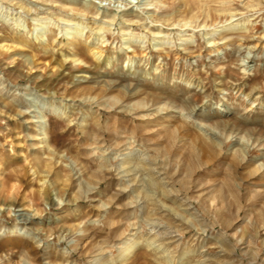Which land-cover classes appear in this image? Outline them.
Here are the masks:
<instances>
[{"label": "rangeland", "instance_id": "obj_1", "mask_svg": "<svg viewBox=\"0 0 264 264\" xmlns=\"http://www.w3.org/2000/svg\"><path fill=\"white\" fill-rule=\"evenodd\" d=\"M2 1L0 264H264V0ZM37 15L55 41L36 40ZM77 21L83 46L105 27L99 65L75 60ZM176 246L193 251L165 262Z\"/></svg>", "mask_w": 264, "mask_h": 264}, {"label": "bare ground", "instance_id": "obj_2", "mask_svg": "<svg viewBox=\"0 0 264 264\" xmlns=\"http://www.w3.org/2000/svg\"><path fill=\"white\" fill-rule=\"evenodd\" d=\"M8 1H10V0H8ZM50 1H52V2H57V0H50ZM195 2V1H194ZM62 4V3H61ZM64 4V3H63ZM63 4H62V6H63ZM71 4V3H70ZM4 5V2L2 1V0H0V8L2 7ZM59 5H60V3H59ZM58 5V6H59ZM72 6L71 7H67V8H70V10L71 11H75L76 13H78V14H82V15H88L89 14V12H91L88 8H82V7H78V6H75V4H74V6H73V4H71ZM84 7V6H83ZM66 8V9H67ZM192 8V7H191ZM91 9V8H90ZM96 10V9H95ZM223 10L225 11V9L223 8ZM228 10V9H227ZM209 12L210 11H208V14H209ZM228 12H230V11H228ZM204 14V13H203ZM63 15V14H62ZM211 15V14H210ZM2 16V15H1ZM111 17V16H110ZM114 17H116V16H114ZM188 17V16H187ZM187 17H184L183 16V18H181L180 20H176V21H173L172 22V24L173 25H179V26H181V27H185V26H187V25H189V26H192V23L193 22H195L196 20L195 19H197L198 17L196 16V14H194V15H192L191 17L189 16V18H187ZM72 18V17H71ZM73 19H75L74 17L72 18V19H68V21H73ZM82 19V18H81ZM34 20H37L38 21V23H37V27L35 28L36 29V40L37 41H39V42H44V40H47L46 38H45V33H46V31H47V29H52V34H51V38H52V40L53 41H55L56 39H57V35H56V28H57V26H58V21H56L54 18H52V17H50V18H48L47 20H43V18L41 17V16H36L35 18H34ZM111 20L113 21V20H115V18H111ZM129 20H131V19H129ZM165 20V19H164ZM154 21V20H153ZM156 21H158V20H156ZM166 21H169V19H166ZM165 22V21H164ZM206 22V21H205ZM203 23V22H202ZM205 24V23H204ZM88 25V24H87ZM239 26V25H238ZM91 27V26H90ZM85 28L86 27H84L81 23H80V21H77V22H74V23H71V24H69V28H68V30H67V34H68V36H69V38H75V40L73 39V40H71V41H69V43H68V46L71 48V49H74L75 48V46H78L79 48H78V50L76 49V55H79V57L77 58V59H75V60H81V61H84V59H88L89 58V55H91L92 56V58H93V61H95L96 63H97V65H99L100 64V61L102 60V59H104V56L106 55L105 54V50L102 48V47H104V46H106L104 43L105 42H107V39H105V35H103V33H101V30H103L104 28H102V27H100L99 28V32H96L95 33V35H97V37H99V38H101V39H99V40H101V44H103L102 46H94V45H92V44H87V41H86V46H83L82 45V41L81 40H79V39H77V35L78 34H81V33H84V30H85ZM240 28V27H239ZM241 29V28H240ZM248 29V28H247ZM231 30V29H230ZM91 31V30H90ZM94 32V31H93ZM130 32V31H129ZM155 33V32H154ZM156 33H158V35L157 36H155L154 37V40L156 41V43H155V45H161V44H163L164 43V41L166 40V38H164V34L163 35H159L160 33H161V30L160 31H158V32H156ZM126 34V33H125ZM209 34V33H208ZM93 35V33L91 32L90 34H88V32H87V35H86V38H87V40H88V38L89 37H91ZM130 36L128 37V38H126V43H133V41L138 37L137 35H135V34H129ZM21 36V35H20ZM83 36V35H82ZM125 36V35H124ZM143 36V35H142ZM142 36H140V37H142ZM168 36V35H167ZM13 37V36H12ZM139 37V38H140ZM171 37V36H170ZM10 38H11V36H10ZM11 39H13V38H11ZM172 39V38H171ZM31 39H29V37L28 36H26V38H24V37H19V38H17L16 39V41L15 42H17L16 44L15 43H13V44H15V46L16 47H19L20 49H26L27 47H29L30 46V44H31V41H30ZM181 40V39H180ZM208 42H211L210 40L208 41ZM84 44V43H83ZM50 46V45H49ZM0 47H2V48H4V49H7V50H9L11 47H12V45H10V43L9 42H1L0 43ZM159 47V46H158ZM31 49V48H30ZM138 50H133L132 52H133V54H135V55H138V52H137ZM143 52V51H142ZM141 52V53H142ZM49 53V52H48ZM145 53V52H144ZM176 54V53H175ZM55 55V54H54ZM130 58H132V57H130ZM49 86V85H48ZM107 91V90H106ZM139 93V92H138ZM138 93L136 92V93H134L133 95H138ZM152 95V97H154L153 98V100L154 101H159V99L161 98V96H159L158 94H156V93H152L151 94ZM94 97H97V95L96 96H94ZM99 97V96H98ZM113 104L112 105H116V104H118L120 101H122L121 100V98L119 97V96H114L113 97ZM148 105V102H146L145 100H139V101H137V102H135L134 104H133V106H129V107H127V109L129 110V111H132V110H136V109H143V108H146V106ZM169 108V106H160L159 108H158V110L159 111H163V110H167ZM126 109V110H127ZM34 122H40V125H39V127H40V130L42 131V133H44V134H47L48 135V127H47V124H44V123H41L42 121L41 120H33ZM51 129V134L53 133V128H50ZM49 129V130H50ZM47 138H48V136H47ZM46 141V140H45ZM48 143H49V141H48ZM130 156H128V157H126L122 162H121V166H125L126 164H130ZM143 164H144V162H143ZM50 165V163H48L47 164V166H49ZM132 169L133 168H131V166L130 167H128V168H126L124 171L125 172H127V173H129V172H131L132 171ZM164 184V183H163ZM165 187V186H164ZM137 190V189H136ZM159 191H161V190H159ZM159 191H158V193H159ZM168 190H166V189H162V192H160L161 193V196L163 197V198H165L166 196H168ZM155 193V192H154ZM158 195V194H157ZM143 196H145V195H143ZM152 196V195H151ZM159 196V195H158ZM146 198H147V196H146ZM149 198V197H148ZM162 198V199H163ZM168 198V197H167ZM156 199V198H155ZM158 200H160V199H158ZM152 201H153V199H152ZM157 199L155 200V202H153L152 204L153 205H157ZM149 207V206H148ZM162 207L164 208V207H166L165 208V210L164 211H168V213L170 212V211H175L174 209H172V207H170V206H166V205H163V206H159V209H162ZM158 209V210H159ZM156 213V212H155ZM157 214V213H156ZM177 216V215H176ZM172 217V216H171ZM181 217V216H180ZM153 219V218H152ZM182 220V219H181ZM184 220V219H183ZM182 220V221H183ZM17 231V228H12L11 229V232L13 233V232H16ZM146 239H149V237H146ZM140 240L141 239H139L137 236H134V237H132V238H130V239H127V240H125L124 242H123V246L121 247V248H119V252L116 254L117 256H115L116 257V259H118V260H120V261H125V260H127V259H129L130 258V256L132 257V255L134 254V252H135V250H136V248L138 247V245L140 244ZM150 240V239H149ZM151 243H149L148 244V246H151V245H153V244H155L154 242H156L154 239H151ZM160 244H163V242H161ZM160 244H159V246H160ZM222 245H224V244H222ZM225 247H226V245H224ZM156 247V246H155ZM157 248H159L158 246H157ZM169 249V247H167L166 249H165V251H167ZM193 251V248H187V247H184V246H181V247H175L174 248V250H172L171 251V253H173L172 254V256L170 257V258H167V260H165V262H167V263H171L172 262V257H174V254L176 253V255H175V257H174V263L176 262V260H177V262H180V263H184V261L186 260V258L187 257H189L190 256V254H191V252ZM225 251H227V248H225ZM198 257V256H197ZM201 259V258H200ZM101 260V259H100ZM102 261V260H101ZM110 263V262H109ZM108 263V261H103V262H101V264H109ZM194 264V263H193ZM201 264H202V262H201ZM209 264V263H208ZM211 264V263H210Z\"/></svg>", "mask_w": 264, "mask_h": 264}]
</instances>
